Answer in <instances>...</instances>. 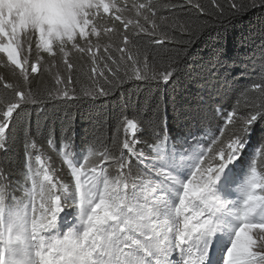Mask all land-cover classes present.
<instances>
[{"label":"snow or ice","instance_id":"1","mask_svg":"<svg viewBox=\"0 0 264 264\" xmlns=\"http://www.w3.org/2000/svg\"><path fill=\"white\" fill-rule=\"evenodd\" d=\"M5 3L11 7L0 8V52L7 55L4 67L15 82L0 75V152L7 151L14 114L23 106L107 96L130 80L168 83L204 29L256 6L257 0H186L187 17L165 15L154 0L131 5L127 0H0ZM132 11L135 16L128 15ZM77 58L87 71L77 66ZM45 73L52 86L34 89L33 82ZM241 95L249 97L247 111L233 108L218 131L220 139L212 141L184 182L166 168L148 167L134 118H122L110 138L98 135L79 164L72 163L69 144L63 145L57 154L74 183L63 182L51 158L34 151L37 136L26 130L23 197L10 195L7 161H0V264H173L177 257L178 264H204L217 206L208 194L239 157L251 125L264 117V82ZM165 142L166 136L157 146L161 152ZM47 143L56 149L52 140ZM175 185L179 195L172 204L169 192ZM66 207L77 209L79 230L47 236ZM235 216L240 224L225 264H264V145Z\"/></svg>","mask_w":264,"mask_h":264},{"label":"trees","instance_id":"2","mask_svg":"<svg viewBox=\"0 0 264 264\" xmlns=\"http://www.w3.org/2000/svg\"><path fill=\"white\" fill-rule=\"evenodd\" d=\"M154 2L165 15L171 11L187 17L191 8L186 0ZM200 2L207 4L208 0ZM168 5L183 7L169 9ZM41 55L45 60L51 59L47 53ZM1 61L0 57V75L15 82L11 72L2 69ZM56 61L62 67L59 57ZM74 62L78 67L83 65V71L88 70L83 60L77 58ZM260 82H264V3L257 0L256 6L204 29L178 61L177 71L168 83L130 80L107 96L83 97L68 104L47 101L43 105L23 106L14 114L8 149L0 152V161H7L12 191L18 192L23 183L20 173L24 170L26 130L37 136V149L52 156H58L68 143L71 161L78 164L97 136L110 138L124 117L137 119L140 124L138 147L145 153L148 167H157L163 161L154 158V153L165 157L168 163L174 162L178 153L201 156L219 138L218 131L233 108L247 111L249 97L241 94ZM33 84L34 89L43 91L52 86V80L45 73ZM165 136L161 152L157 146ZM49 140L55 150L49 147ZM242 143L239 157L225 170L229 185L246 181L257 150L264 145V117L251 125Z\"/></svg>","mask_w":264,"mask_h":264},{"label":"rangeland","instance_id":"3","mask_svg":"<svg viewBox=\"0 0 264 264\" xmlns=\"http://www.w3.org/2000/svg\"><path fill=\"white\" fill-rule=\"evenodd\" d=\"M121 2H123V0H121ZM127 2L129 5H131L133 2H136V3L141 2V0H127ZM107 15L109 14H105L106 18H107ZM128 15L135 16V12L132 11L131 13H128ZM131 34L134 35L133 33L130 32V35ZM92 39L94 40L95 37H93ZM53 47L55 48V45H53ZM22 55L23 54H18V58H20V56ZM0 57L4 61V62L3 61L1 62L4 63L5 65L7 63V55L5 53L0 52ZM9 67H13V66L9 65ZM2 69H4L5 71H8L7 69H5L4 66L2 67ZM131 138H132L131 134H129V139ZM218 139H220V137ZM219 146L220 145L217 144L215 147H219ZM210 147H213V144ZM36 151L43 153L46 161L48 160L49 157L51 158L50 162L53 163V165L57 169L60 170L58 175L62 178L63 182L74 183L70 170L67 168V165L63 162L62 158L59 155L52 156L50 152H46L45 150H40V149H36ZM156 156H158V154L154 153L153 157L156 158ZM199 158L200 156L186 157L178 153V156L176 157L174 162L166 164L167 170L172 175H174L178 181L184 182L190 177ZM165 159L166 158L164 157V159L162 160L165 162L168 161ZM163 161L158 162L156 164L158 165L157 166L158 168H165L164 167L165 164L163 163ZM72 163L74 164V161H72ZM35 166L39 167V165H35ZM215 166H216L215 162H213L212 167L215 168ZM228 166L229 164L226 166L225 170H227ZM225 170H224V173L221 175L220 179L218 180V182L216 183V185L213 186L212 191L208 194L210 198H214L217 201V206L212 215L215 232L206 245V256H205L204 264H225L227 250L230 247L231 242L234 238V233L240 224L239 220L235 216V212L238 211L241 207V204L243 201L244 186L229 187L226 184H224L225 177H226ZM21 181L23 182V179ZM218 187H223L228 190L223 193L217 189ZM170 192L172 194L171 196L173 197V201L171 203L175 204L176 197L179 195V186L178 185L173 186ZM10 195L15 196L17 199H19L23 197V192L19 190L18 192L13 193V191H11ZM66 211L67 212L71 211L72 215L64 218L63 213ZM72 217L78 219L77 209L74 207H66L59 214L58 219H57V222H59L60 220H63V222L66 221L67 222L66 227H62V231L53 230L52 228L49 231V233H47L46 235L47 236H62L64 233H66L69 230H79V225L77 226L75 222L74 223L68 222L69 219ZM255 218L259 219L260 216H257ZM211 240H213L212 242L213 244H211ZM200 244H203V241L198 242V246ZM213 245L214 247L216 245V250H215L216 254L212 256ZM178 262H179V257H177L173 261V264H178Z\"/></svg>","mask_w":264,"mask_h":264},{"label":"clouds","instance_id":"4","mask_svg":"<svg viewBox=\"0 0 264 264\" xmlns=\"http://www.w3.org/2000/svg\"><path fill=\"white\" fill-rule=\"evenodd\" d=\"M11 6L7 3L0 5V8H10Z\"/></svg>","mask_w":264,"mask_h":264}]
</instances>
